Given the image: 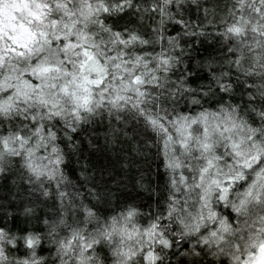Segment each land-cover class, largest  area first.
Wrapping results in <instances>:
<instances>
[{"label":"snow or ice","instance_id":"6c2138e0","mask_svg":"<svg viewBox=\"0 0 264 264\" xmlns=\"http://www.w3.org/2000/svg\"><path fill=\"white\" fill-rule=\"evenodd\" d=\"M0 264H264V0H0Z\"/></svg>","mask_w":264,"mask_h":264},{"label":"trees","instance_id":"16d2710c","mask_svg":"<svg viewBox=\"0 0 264 264\" xmlns=\"http://www.w3.org/2000/svg\"><path fill=\"white\" fill-rule=\"evenodd\" d=\"M153 151H155L154 149H153ZM153 167H154V169H155V164H153ZM143 199V198H142Z\"/></svg>","mask_w":264,"mask_h":264}]
</instances>
